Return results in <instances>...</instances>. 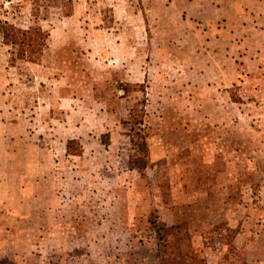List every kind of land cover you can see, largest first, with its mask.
Wrapping results in <instances>:
<instances>
[{
	"label": "rangeland",
	"instance_id": "rangeland-1",
	"mask_svg": "<svg viewBox=\"0 0 264 264\" xmlns=\"http://www.w3.org/2000/svg\"><path fill=\"white\" fill-rule=\"evenodd\" d=\"M190 1L0 0V264H159L155 217L195 264H264V48L196 56Z\"/></svg>",
	"mask_w": 264,
	"mask_h": 264
},
{
	"label": "crops",
	"instance_id": "crops-1",
	"mask_svg": "<svg viewBox=\"0 0 264 264\" xmlns=\"http://www.w3.org/2000/svg\"><path fill=\"white\" fill-rule=\"evenodd\" d=\"M189 3L192 5L191 8L197 7L192 13L193 21L198 26L192 33L193 38L196 39L193 48L196 56H205L206 59L212 54L228 56L230 52L234 53L233 49L245 35L252 32H256V37L262 41L260 48H264V0H192ZM256 8L262 10L257 12ZM260 22L262 26L258 25ZM227 41L236 45H233V48L232 45H225ZM199 69L209 71V66L206 64V67L201 66ZM222 69L223 65H218V70ZM200 86H206L210 90L217 88L214 91L216 95L213 92L205 94V106H215L222 116H227L228 107L234 102L224 90L228 87L226 79L219 75L213 83L206 81V85L202 83Z\"/></svg>",
	"mask_w": 264,
	"mask_h": 264
},
{
	"label": "trees",
	"instance_id": "trees-1",
	"mask_svg": "<svg viewBox=\"0 0 264 264\" xmlns=\"http://www.w3.org/2000/svg\"><path fill=\"white\" fill-rule=\"evenodd\" d=\"M3 40L7 45L19 50V58L40 64L44 55L46 35L38 29H23L14 24L4 23L2 28ZM234 102H241L232 97ZM155 233L159 251V264H195L194 253L188 249L192 246V236L184 225H168L159 221L158 217L150 220ZM223 225L214 227L220 232ZM213 234V238L217 237ZM187 250V251H186Z\"/></svg>",
	"mask_w": 264,
	"mask_h": 264
}]
</instances>
